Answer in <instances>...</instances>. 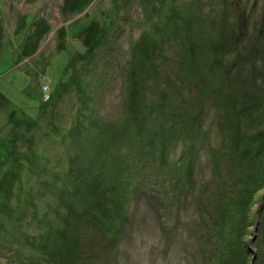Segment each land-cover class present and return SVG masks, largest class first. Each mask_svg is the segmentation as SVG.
I'll return each instance as SVG.
<instances>
[{"label":"rangeland","instance_id":"1","mask_svg":"<svg viewBox=\"0 0 264 264\" xmlns=\"http://www.w3.org/2000/svg\"><path fill=\"white\" fill-rule=\"evenodd\" d=\"M3 246L264 264V0H0Z\"/></svg>","mask_w":264,"mask_h":264},{"label":"trees","instance_id":"2","mask_svg":"<svg viewBox=\"0 0 264 264\" xmlns=\"http://www.w3.org/2000/svg\"><path fill=\"white\" fill-rule=\"evenodd\" d=\"M40 115V114H39ZM38 115V118H39ZM38 118L36 120H38ZM260 122H263V119L260 120ZM1 249H8L7 247L3 246ZM21 250V249H20ZM27 251V250H26ZM28 252V251H27ZM27 252L24 253H19L17 250H15V248L12 246L10 247L7 251H5V257L9 258L11 260V264H20L21 260H24L23 262H25L28 259H35V262L37 264H50L47 260L44 261V256L43 254H38V252H36V256L35 258H33L34 256H30ZM15 253L17 254L18 260L16 259ZM13 257H15V259H12ZM24 257V258H23ZM0 264H7V261H0Z\"/></svg>","mask_w":264,"mask_h":264},{"label":"crops","instance_id":"3","mask_svg":"<svg viewBox=\"0 0 264 264\" xmlns=\"http://www.w3.org/2000/svg\"><path fill=\"white\" fill-rule=\"evenodd\" d=\"M14 70V69H13ZM12 71V70H11Z\"/></svg>","mask_w":264,"mask_h":264}]
</instances>
